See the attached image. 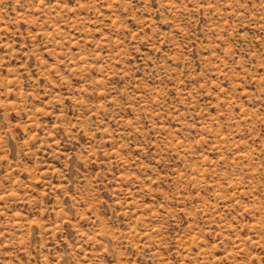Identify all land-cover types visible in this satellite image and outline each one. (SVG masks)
I'll return each instance as SVG.
<instances>
[{
	"label": "rangeland",
	"instance_id": "374dc122",
	"mask_svg": "<svg viewBox=\"0 0 264 264\" xmlns=\"http://www.w3.org/2000/svg\"><path fill=\"white\" fill-rule=\"evenodd\" d=\"M0 264H264V0H0Z\"/></svg>",
	"mask_w": 264,
	"mask_h": 264
}]
</instances>
